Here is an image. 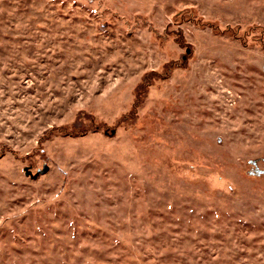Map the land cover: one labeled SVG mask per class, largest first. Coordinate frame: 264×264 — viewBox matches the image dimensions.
<instances>
[{
    "label": "rangeland",
    "instance_id": "374dc122",
    "mask_svg": "<svg viewBox=\"0 0 264 264\" xmlns=\"http://www.w3.org/2000/svg\"><path fill=\"white\" fill-rule=\"evenodd\" d=\"M0 264H264V0H0Z\"/></svg>",
    "mask_w": 264,
    "mask_h": 264
},
{
    "label": "water",
    "instance_id": "95a60500",
    "mask_svg": "<svg viewBox=\"0 0 264 264\" xmlns=\"http://www.w3.org/2000/svg\"><path fill=\"white\" fill-rule=\"evenodd\" d=\"M45 171H46V167L44 166L43 169H42V170H39L38 172L43 173V172H45Z\"/></svg>",
    "mask_w": 264,
    "mask_h": 264
}]
</instances>
